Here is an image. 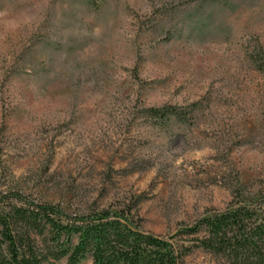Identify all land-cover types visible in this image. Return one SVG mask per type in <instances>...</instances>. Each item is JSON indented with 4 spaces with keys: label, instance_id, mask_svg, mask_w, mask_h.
I'll return each instance as SVG.
<instances>
[{
    "label": "rangeland",
    "instance_id": "374dc122",
    "mask_svg": "<svg viewBox=\"0 0 264 264\" xmlns=\"http://www.w3.org/2000/svg\"><path fill=\"white\" fill-rule=\"evenodd\" d=\"M0 187L163 237L257 201L264 0H0Z\"/></svg>",
    "mask_w": 264,
    "mask_h": 264
},
{
    "label": "trees",
    "instance_id": "16d2710c",
    "mask_svg": "<svg viewBox=\"0 0 264 264\" xmlns=\"http://www.w3.org/2000/svg\"><path fill=\"white\" fill-rule=\"evenodd\" d=\"M149 112L181 116L175 108ZM197 250L229 264H264V194L163 237L142 230L131 207L72 214L0 187V264H182Z\"/></svg>",
    "mask_w": 264,
    "mask_h": 264
}]
</instances>
